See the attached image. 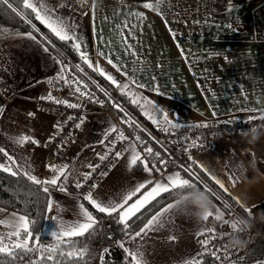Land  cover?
I'll return each instance as SVG.
<instances>
[{
  "label": "crops",
  "instance_id": "1",
  "mask_svg": "<svg viewBox=\"0 0 264 264\" xmlns=\"http://www.w3.org/2000/svg\"><path fill=\"white\" fill-rule=\"evenodd\" d=\"M40 2L68 19L71 31L81 37L82 50L93 65L98 63L121 86L129 85L124 92L135 99L150 123L148 115L162 118L167 114L179 125L205 121L214 116L213 112L215 116L264 115L259 111L264 109V0H162L160 14L143 7L144 3H156V0H125V3L84 0L85 4L90 2V9L84 12L49 0ZM136 12L142 18L133 15ZM28 33L0 22V147L41 180L56 174L49 166L57 169L65 164L69 166L67 171L72 174L64 185L66 190H59L61 177L58 185L51 186L48 192L53 210H46L42 234L54 237L52 232L58 231L59 222L70 223L79 218V206L84 205L80 196L92 193L94 198L105 202L119 200L138 184L145 183L129 201L130 205L146 195L156 182H166L167 176L178 172H157L137 142L126 139L118 161L100 176L95 188L81 194L76 183L81 181L82 173H87L88 165L98 163L99 156L104 155L103 146L116 123L105 110L106 101L95 103L79 98L68 84L58 79L61 66L53 58L58 56L50 48L45 52L43 42L28 39ZM109 59L121 71L113 68ZM133 77L137 83L130 82ZM141 84L143 87L138 86ZM52 93L82 104L85 112L81 127L57 152L46 146L54 128V116L38 108V100ZM153 105L162 112L156 113ZM260 131V138L254 144L242 140L240 133L214 137L207 149L191 155L190 165L197 171L207 169L224 184L227 189H222L224 192L238 198L242 207L251 209L252 228L264 239V128ZM21 135L35 139L38 145L14 143L13 138ZM131 145H135L141 159L148 163L151 175L139 161V171H135V165L129 166ZM0 162L8 163L2 153ZM181 197L182 194L166 202L151 215L168 203L184 201ZM209 198L224 213V219L234 223L237 216L227 212L210 195ZM21 215L0 207V221ZM165 215L163 227L149 232L142 241L138 238L134 243L129 242L126 236L101 246L96 264H129V258L119 246L121 243L129 248L142 245L145 264H185L200 254L197 234L204 228L217 231L224 224L212 218L197 219L188 206L173 208ZM14 230L0 223V237L5 243L16 241V237L8 236Z\"/></svg>",
  "mask_w": 264,
  "mask_h": 264
},
{
  "label": "snow or ice",
  "instance_id": "2",
  "mask_svg": "<svg viewBox=\"0 0 264 264\" xmlns=\"http://www.w3.org/2000/svg\"><path fill=\"white\" fill-rule=\"evenodd\" d=\"M162 0H156V3H144L143 7L146 9H151L157 11V14L159 13V8ZM7 9H10L13 13H16V15L20 16L22 19L25 20L26 23H29L33 29V32L38 33L39 29L36 28L34 24H32L31 20L28 18L30 14H34V17L36 20H38L42 25H44L49 32L55 36L59 41L62 42H71V47H73L79 54L81 61L86 64L89 68H91L93 71L98 72L101 76H104L105 79H107L109 82H111L113 85H116L117 87L121 88L122 94L124 93V90L128 89V84H123L122 86L119 84V82L111 75L104 71L103 68L100 67V65L97 63L93 65L91 60L89 59V56L86 51L82 50V43H81V37L77 35L76 32L71 31V25L68 22V19L65 18L62 15L56 14V12L47 7L45 4L41 3L40 0H0V6H5ZM20 6V7H17ZM63 6V5H62ZM30 10V12H29ZM93 13L95 12V3H93L92 6ZM133 15L142 18V14L139 12L133 13ZM231 27V25H229ZM5 32L8 30L5 29ZM173 34L174 33H170ZM16 35H21L19 33H16ZM28 39L34 40L36 43H42L45 44H51V41L49 38L45 35H41L40 39H37V36L34 35L32 32L26 34ZM52 47H55V45H52ZM44 51L48 52L49 47L45 46ZM62 56V54H61ZM55 62L59 64L60 67V73L58 75V79L62 80L65 84H68L70 87H74V92L78 93L81 97H89L90 99H94V96L87 92L83 91L82 88H87L88 86L84 84L81 80L73 77L71 80L66 78V75L70 73V70L66 67L61 57H53ZM108 63L112 65L113 68H116L117 71H121V69L113 63L111 59L108 60ZM76 69L79 71H83V69L80 67L79 64H77ZM131 83H137L135 78H131ZM139 87H143V85H138ZM97 87H99L97 85ZM103 91V89H101ZM107 95V93H105ZM43 99V98H42ZM47 99L50 101L55 102L56 104H62L66 105L68 108L72 109H78L82 107V104L78 103H69L67 100L62 99H56L54 96L49 94L47 96ZM99 103V101H96ZM133 102H136L135 99H133ZM146 103H151L150 101H146ZM143 107V106H142ZM153 110L156 113H161L162 110L159 109L157 106L153 105ZM250 111H256V109H250ZM259 111L264 112V109H260ZM148 115V113H145ZM33 113H29V116H32ZM213 115H217L215 112H213ZM148 118L152 121L153 124L157 125L158 127H161V130L167 131V127H164L165 124L168 126L179 129L181 126L177 123H173L172 120H170L167 116V114H163L162 118L159 115L152 116L148 115ZM262 119L264 120V115H261L259 117H252L250 119ZM69 119H73L72 117H69ZM83 123V118H80V122L75 125L76 128H80ZM192 127H207L206 124L201 125H193ZM62 130V129H60ZM110 131H116V129L113 127L110 129ZM119 139H124L123 134L121 133L118 136ZM140 138L137 137V140ZM14 143L23 146L27 142H31L32 144L38 145V141L35 139H32L28 136L21 135L18 138H13ZM143 142L141 141V144ZM131 159H130V167L137 164L139 161L143 164L144 170L148 172L151 175V169L148 167V163L145 160L141 159L140 153L136 151L135 145H131ZM145 152L148 154V156L153 155V149L152 148H146ZM0 153L3 154L4 157L7 158L8 163L0 162V172L8 173L12 176H17L19 174H23L31 183L35 185H46V187L43 188V191L45 193L49 192V187L47 186H57L58 182L61 181V177H63V182H60L59 184V190L61 192L65 191V184L68 180V176L72 173L68 172V165L65 164L58 169L56 166H49L53 172L56 174L51 179H45L41 180L38 179L35 175L31 173L30 170H25L23 165L20 164L12 155H10L3 147H0ZM107 153L104 155H100L99 159L103 161L106 159ZM116 156L119 157L120 153L117 152ZM15 166V168L13 167ZM89 168H91L93 171H95L96 167H99V165L93 166L88 165ZM75 171V169H73ZM201 171H204L206 174L209 175V178L213 180L215 184H217L221 189H225L224 184L217 179L214 175L209 173L207 169L201 168ZM84 177V182H86L91 173H82ZM146 183H151V181H146ZM83 186V183L81 181H77L76 187L80 188ZM191 186H195L196 188L200 189L201 191L205 193H210V189L207 186H202L199 182V180L193 176L192 180H189L187 178H182L181 174L178 172L174 175H169L166 177V182H156L154 187L151 188V190L144 195L141 199L136 200L134 203H131L129 205V201L132 200L134 196L142 188L145 187V183L138 184L134 189L127 192L125 195H123L119 200L117 199H109L107 202L103 200H98L93 197L92 193H87L83 196V199L87 201L92 208H94L97 212L103 213L109 217H113L117 219V223L122 225L123 231L125 234L129 237V242H136L137 239L143 240V238L151 231L157 230L158 228L163 227L164 220L166 219V213H168L173 208H179L183 206L184 208H187V205L184 201L179 202V204L174 201L173 203H168L166 207H164L161 211H157L155 214L151 215L149 219L143 224V226L138 231H132L133 224L135 221H133V217L136 216L137 213L141 211V209L154 197L159 195L161 192H169L174 191L175 189L179 188L183 191L185 188H190ZM95 188V185L92 186ZM227 189H225L226 191ZM236 200V202L239 204L238 198H233ZM227 207V205H225ZM47 211L53 210V202L51 199L47 200ZM245 211L251 215V209L245 208ZM78 219L67 223V222H59L58 231L52 232V235L57 238L59 243H57L56 246L51 248H46L44 251L49 253H57V250L61 247V244L66 245L68 248H70V251H67L66 253L64 251H60L58 254L60 256L67 255L69 258L72 257H80L83 258L85 255L86 250L85 249H78L76 248L75 241L72 239L74 237H80L84 236L86 233L90 234L91 231L95 230V226L98 224L97 218L88 211L87 208L83 204L79 206V213H78ZM209 218H212L216 222H223L224 224H228L233 231H236V225L234 223H231L224 219V213L221 211L220 208L216 207L212 201L209 205L208 212L204 215L202 220L207 221ZM53 219H57L56 217H53ZM139 219V217H137ZM129 221H132V224L129 223ZM0 223L5 224L6 226L13 227L15 230L8 233L9 237H16V241L14 243H5L3 237H0V254H4L7 256H14L15 250H39V249H32L29 248V238L32 236L31 231L28 227V220L25 216H19V217H12L10 220H4L0 221ZM21 231L25 233V236L21 238ZM211 233V239L215 238H223L226 235H229L228 233H217L215 228H204L202 229L197 235L198 236H205L207 237L208 234ZM67 238V239H65ZM202 247H204L206 250L208 248V245L210 243L209 238H205L204 240L200 241ZM121 248H123L124 252L126 253V256L129 258V264H145L144 259V253L142 251V245L138 244L135 248H129L126 247L123 243L119 245ZM227 246L225 245V248ZM107 251V250H105ZM219 249L217 250V252ZM212 255L215 257V259L219 260L221 257L217 255L216 252H213ZM45 259L47 260H53V255L47 256ZM103 261V257L101 258ZM185 264H202L201 261L198 260H188L185 262ZM235 264V262H233Z\"/></svg>",
  "mask_w": 264,
  "mask_h": 264
},
{
  "label": "trees",
  "instance_id": "3",
  "mask_svg": "<svg viewBox=\"0 0 264 264\" xmlns=\"http://www.w3.org/2000/svg\"><path fill=\"white\" fill-rule=\"evenodd\" d=\"M128 1H147V0H128ZM17 7H20L17 5ZM30 12V10H29ZM32 24L39 29V32H33L29 23L24 19L13 13L5 6H0V22L20 28L22 31H29L36 35L39 39L41 35H45L51 41V44H46L58 57H61L68 69L74 71L81 79H84L88 84L95 88L102 96V99L108 103L110 96L114 91L102 77L97 75L92 69L84 64L80 59V54L71 47V42L59 41L53 36L49 30L35 19L34 14L28 17ZM44 43V42H43ZM45 44V43H44ZM55 45V47H52ZM62 54V56H61ZM79 64L83 71L76 69ZM97 85L99 87H97ZM103 89V91H101ZM107 93V95H105ZM118 106L114 108L115 113L126 124L131 134L136 139L138 145L142 149V154L146 157L149 163L157 172H165L168 170H176L181 174L182 178L192 180L196 177L202 186H207L210 189L208 193L222 208L234 216L243 217L249 220L251 228L249 229V237L246 246L242 253L235 257H227L223 254H217L221 259L217 260L213 255H210L205 249H201L202 264H214L216 261H223V264H264V239H262L252 228V215L245 211V208L239 205L229 194L218 187L208 176L202 171H197L192 166L173 167L171 163L165 158L163 150L160 146L149 136L147 131L155 129L154 124L150 123L142 114L140 105L121 90L118 91ZM137 137L140 139L137 140ZM141 141L143 142L141 144ZM153 149V155L148 156L145 152L146 148ZM135 171H139V165H135ZM46 185H35L31 183L22 173L17 176H12L8 173L0 172V207L19 214L24 215L28 220V227L32 233L29 238V248L39 250H15L14 256H7L0 254V264H96L101 246L109 243L111 240L122 239L127 235L123 231L122 225L117 223V219L109 217L103 213L97 212L91 205L81 197L82 202L86 208L97 218L98 224L95 230L90 234L86 233L84 236L72 238L76 243L75 247L78 249H85L83 258L72 257L67 255L60 256V251H70L66 245L61 244L57 253H49L44 251L46 248H51L57 245L59 241L57 238L42 234V225L46 215V206L48 200V193L43 191ZM51 187V186H47ZM190 191L189 188H179L174 191L162 192L146 206H144L136 216L133 217L132 231L134 232L141 227L152 213L164 205L166 202L178 197L183 192ZM227 205V207H225ZM139 217V219H137ZM132 224V221H129ZM25 233L21 231V238ZM67 239V238H65ZM7 243H14L7 241ZM53 255V260L45 259L47 256Z\"/></svg>",
  "mask_w": 264,
  "mask_h": 264
},
{
  "label": "built area",
  "instance_id": "4",
  "mask_svg": "<svg viewBox=\"0 0 264 264\" xmlns=\"http://www.w3.org/2000/svg\"><path fill=\"white\" fill-rule=\"evenodd\" d=\"M58 5H63L71 10L77 12H84L90 9V2L85 4L82 0H49ZM84 1V0H83ZM70 73L66 75V78L71 80L73 77L81 80L88 87L82 88L83 91H87L94 96V99H90L89 97H81L78 93L74 92V87H68L77 95L79 98H83L86 100H90L92 102L97 103L96 101L102 102V96L95 90V88L91 87L88 82L84 79H81L74 71L71 69ZM114 94L110 96L108 103L106 104V112L114 119L116 123V131H114L109 139L104 144V154L107 153L106 159L103 161H99L93 166L99 165V167L95 168L93 171L91 168L88 169L87 173H91L89 179L84 182V177L81 178V182L83 186L80 187L79 192L81 194H85L87 190L92 187L97 180L109 171L112 166L118 161L119 157L116 156V153L119 152L120 155L124 149V143L126 139H131L136 141L134 136L129 131L126 124L120 119V117L115 113L114 108L118 106V90L111 86ZM56 99L58 98L55 93L51 94ZM43 98V99H42ZM38 100V108L40 110L46 111L54 116V128L52 133L50 134L46 146L49 150L57 152L64 148L67 144L68 140L71 136L79 129L76 128L75 125L80 122V118H83L85 115L83 107L78 109L68 108L66 105L56 104L53 101L47 99V96H44ZM66 100V99H62ZM68 101V100H67ZM69 103H74L72 101H68ZM263 114L256 115H223V116H211L209 119L205 121L195 122L190 125H180L181 128L174 129L170 126L167 127V131L161 130V127L155 126L153 131H147L149 136L160 146L163 150L165 158L171 163L173 167H185L188 168L190 157L192 154L198 151H203L207 149L210 145V140L214 137V133L222 132L223 135L221 137H230L234 134L241 133L246 131L253 125L258 126L259 128H264V120L262 119H250L252 117H259ZM72 117L73 119H69ZM206 124L207 127H192L193 125H201ZM62 129V130H60ZM123 134L124 139H119L118 136ZM137 142V141H136ZM138 144V143H137ZM140 147V146H139ZM217 233H228L229 235L224 236L223 238H215L211 239V233L208 234L207 237L200 236L199 244L201 249H205L202 247L200 241L205 238L210 239V243L207 248V252L212 255L213 252L217 254H223L227 257L235 258L239 256L244 250L248 237L249 230L245 232L238 233L237 231H233V229L228 224H222ZM239 235L240 239L243 241L242 248H225L227 245V241L233 236ZM219 251L217 252V250ZM201 253L196 257V260L201 261Z\"/></svg>",
  "mask_w": 264,
  "mask_h": 264
},
{
  "label": "clouds",
  "instance_id": "5",
  "mask_svg": "<svg viewBox=\"0 0 264 264\" xmlns=\"http://www.w3.org/2000/svg\"><path fill=\"white\" fill-rule=\"evenodd\" d=\"M117 2L125 3V0H117ZM222 135V132L214 133V136L221 137ZM260 135V128L256 125H253L246 131L240 133L241 139L249 144H254L257 140H259ZM189 189L190 191L182 193L181 198L187 202L188 208L192 210V215L197 219H202L204 215L208 212L209 205L211 203L209 194L201 191L195 186H191ZM234 224L236 225V231L238 233L248 231L251 228L249 220H246L243 217H236L234 220ZM226 246L228 248H242L244 245L239 235H233L227 241Z\"/></svg>",
  "mask_w": 264,
  "mask_h": 264
},
{
  "label": "rangeland",
  "instance_id": "6",
  "mask_svg": "<svg viewBox=\"0 0 264 264\" xmlns=\"http://www.w3.org/2000/svg\"><path fill=\"white\" fill-rule=\"evenodd\" d=\"M215 264H223V261H216Z\"/></svg>",
  "mask_w": 264,
  "mask_h": 264
}]
</instances>
